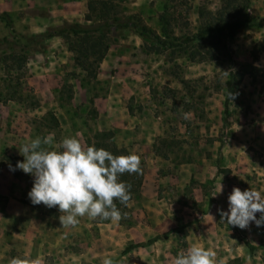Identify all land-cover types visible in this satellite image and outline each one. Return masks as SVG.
<instances>
[{
	"label": "rangeland",
	"instance_id": "rangeland-1",
	"mask_svg": "<svg viewBox=\"0 0 264 264\" xmlns=\"http://www.w3.org/2000/svg\"><path fill=\"white\" fill-rule=\"evenodd\" d=\"M88 2L0 0L7 14L0 17V264L18 256L42 264H174L193 245L210 250L213 264H264V226L241 229L220 215L233 188L264 192V28L241 31L225 53L215 35L201 38L220 0H113L120 17L160 42L113 31L96 78L87 79L67 42L46 35L89 24ZM245 15L264 26V0H251ZM197 50L220 58L190 61ZM241 73L225 125L227 81ZM100 131H112L144 170L141 197L124 222L85 215L63 227L58 208L50 217L24 203L34 178L16 165L26 143L51 137L59 150L63 138L76 137L88 147ZM170 230L168 240L123 253Z\"/></svg>",
	"mask_w": 264,
	"mask_h": 264
},
{
	"label": "clouds",
	"instance_id": "clouds-1",
	"mask_svg": "<svg viewBox=\"0 0 264 264\" xmlns=\"http://www.w3.org/2000/svg\"><path fill=\"white\" fill-rule=\"evenodd\" d=\"M20 151L25 160L16 167L34 178L28 193L31 203L58 208L63 227H75L78 218L85 215L120 221L121 212L114 200L127 206L131 196L130 186L118 177L139 171L138 156H114L94 145L85 147L76 137L63 138L59 150L51 145V137L36 138ZM257 213L261 214L259 218ZM220 215L222 220L241 229L250 223L264 226V192L233 188L228 196V209H220ZM9 264H42V260L18 256L10 259ZM102 264H113V260L104 258ZM174 264H213V253L193 245L181 251Z\"/></svg>",
	"mask_w": 264,
	"mask_h": 264
},
{
	"label": "trees",
	"instance_id": "trees-1",
	"mask_svg": "<svg viewBox=\"0 0 264 264\" xmlns=\"http://www.w3.org/2000/svg\"><path fill=\"white\" fill-rule=\"evenodd\" d=\"M221 7L217 12L212 15L210 22L205 24L204 30L201 32V38H205L206 35H215L214 37L219 40L218 46L224 49L223 52H229V44L236 37L238 33L243 30H250L253 28H264L261 25H253L250 23L249 18L245 15V9L251 5V0H220ZM89 13L86 15V21L89 24H69L66 23L62 27H59L49 32L46 37H61L67 44L69 52L73 55V61L75 68L80 69L85 78L95 79L100 64L108 54L111 45L113 43L112 32L123 29H130L137 35L145 40H155L160 42L158 37H154L149 29L139 22L122 18L118 14L117 6L113 0H89L88 2ZM100 10V13L94 17ZM202 11V10H201ZM202 15V13L200 14ZM218 16V18H217ZM0 17H7V14H0ZM164 28V27H163ZM165 45H172L171 42H162ZM219 54L212 50H203L195 52L193 56H190L192 62H208L219 59ZM247 73H250L249 71ZM244 73L232 75L227 81L226 88V100L224 105L223 121L227 125L229 116L228 104L233 96V84L236 79L238 82L243 79ZM252 75V74H251ZM115 134L112 131H100L96 132L92 139L88 141V146L94 145L96 148L105 149L112 153L114 156H127L131 154L126 148L119 147L115 142ZM120 182L130 186V200L127 206L121 204L118 200H114V204L121 212V219L124 222L126 217L130 215V204L138 200L142 194V187L144 181V170L142 165H139V171L136 173H127L118 177ZM213 185L214 182H211ZM33 187V181L30 183L29 191ZM26 205L31 206L38 213L55 217L57 212L55 208L49 209L43 204L33 205L27 195L24 202ZM97 223H107L110 220H104L99 217L95 218ZM176 230H170L162 235L156 236L147 242H141L136 244H130L124 250V254L129 253L135 249H142L152 246L161 240H168L170 235ZM250 251L255 248L249 243H246Z\"/></svg>",
	"mask_w": 264,
	"mask_h": 264
},
{
	"label": "crops",
	"instance_id": "crops-1",
	"mask_svg": "<svg viewBox=\"0 0 264 264\" xmlns=\"http://www.w3.org/2000/svg\"><path fill=\"white\" fill-rule=\"evenodd\" d=\"M250 187V186H249ZM238 188H240L242 191L243 190H248L249 188H244V187H238ZM255 190H260L261 191V189H259V188H254ZM262 189H264V186L262 187Z\"/></svg>",
	"mask_w": 264,
	"mask_h": 264
}]
</instances>
